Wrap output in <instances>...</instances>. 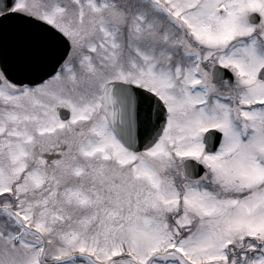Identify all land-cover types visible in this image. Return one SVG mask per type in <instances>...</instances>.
<instances>
[{
  "label": "snow or ice",
  "instance_id": "1",
  "mask_svg": "<svg viewBox=\"0 0 264 264\" xmlns=\"http://www.w3.org/2000/svg\"><path fill=\"white\" fill-rule=\"evenodd\" d=\"M0 264H264V0H0Z\"/></svg>",
  "mask_w": 264,
  "mask_h": 264
}]
</instances>
